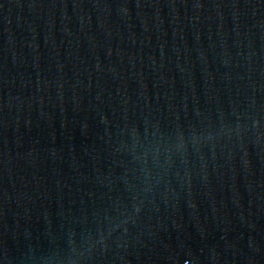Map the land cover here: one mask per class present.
Wrapping results in <instances>:
<instances>
[{"label":"water","instance_id":"obj_1","mask_svg":"<svg viewBox=\"0 0 264 264\" xmlns=\"http://www.w3.org/2000/svg\"><path fill=\"white\" fill-rule=\"evenodd\" d=\"M0 264H264V0H0Z\"/></svg>","mask_w":264,"mask_h":264}]
</instances>
